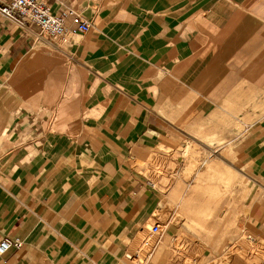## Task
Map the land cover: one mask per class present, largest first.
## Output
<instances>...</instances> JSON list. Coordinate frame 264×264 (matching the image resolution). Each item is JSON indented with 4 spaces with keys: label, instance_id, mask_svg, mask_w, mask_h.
Returning a JSON list of instances; mask_svg holds the SVG:
<instances>
[{
    "label": "crops",
    "instance_id": "0c3cea01",
    "mask_svg": "<svg viewBox=\"0 0 264 264\" xmlns=\"http://www.w3.org/2000/svg\"><path fill=\"white\" fill-rule=\"evenodd\" d=\"M38 1L75 32L0 14V264H133L147 227L192 264L264 248V0Z\"/></svg>",
    "mask_w": 264,
    "mask_h": 264
},
{
    "label": "rangeland",
    "instance_id": "374dc122",
    "mask_svg": "<svg viewBox=\"0 0 264 264\" xmlns=\"http://www.w3.org/2000/svg\"><path fill=\"white\" fill-rule=\"evenodd\" d=\"M190 147L185 152L186 157L190 156ZM192 161V160H191ZM190 163L193 165V162ZM140 167L145 163L143 161L137 162ZM153 171H158L156 163L151 162ZM174 167V165H172ZM157 218H161L157 215ZM150 227H147L144 234H141L138 239L131 245L129 257L133 260V264H176L181 262L183 258L184 264H192L196 261L197 251L201 247L197 246L192 241L179 240L176 242H165L168 246L169 252H154L157 247L161 248L163 242L161 236L149 235ZM249 233L241 234V238L232 241L227 246V252L221 254L227 259L237 258L244 262V264H262L264 262V248H262V241L255 243ZM144 241V242H143ZM264 247V246H263Z\"/></svg>",
    "mask_w": 264,
    "mask_h": 264
},
{
    "label": "built area",
    "instance_id": "2783aa9c",
    "mask_svg": "<svg viewBox=\"0 0 264 264\" xmlns=\"http://www.w3.org/2000/svg\"><path fill=\"white\" fill-rule=\"evenodd\" d=\"M0 14L7 20L15 23L19 27L29 25L36 26L40 34L48 36L55 42L65 40L71 33L66 26V13L61 15L54 14L49 6L38 0H8L0 3ZM77 30L87 32L90 28L88 22L76 18ZM162 231L160 225L152 227L153 234ZM23 241L20 238H5L0 241V257L4 256L11 249H20Z\"/></svg>",
    "mask_w": 264,
    "mask_h": 264
}]
</instances>
